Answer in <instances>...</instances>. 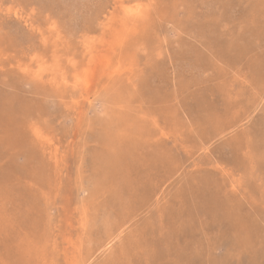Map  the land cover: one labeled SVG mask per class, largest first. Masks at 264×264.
<instances>
[{"label":"rangeland","instance_id":"374dc122","mask_svg":"<svg viewBox=\"0 0 264 264\" xmlns=\"http://www.w3.org/2000/svg\"><path fill=\"white\" fill-rule=\"evenodd\" d=\"M0 193V264H264V0H0Z\"/></svg>","mask_w":264,"mask_h":264},{"label":"bare ground","instance_id":"6f19581e","mask_svg":"<svg viewBox=\"0 0 264 264\" xmlns=\"http://www.w3.org/2000/svg\"><path fill=\"white\" fill-rule=\"evenodd\" d=\"M59 2H60V0H59ZM79 7V6H78ZM6 13V12H5ZM77 13V12H76ZM73 14V13H72ZM19 16V15H18ZM75 17V16H74ZM32 26V25H31ZM34 27V26H33ZM88 44V43H87ZM218 50V49H217ZM209 55V54H208ZM224 56V55H223ZM202 57V56H201ZM135 60V59H134ZM115 67H116V65H115ZM129 67V66H128ZM36 68V67H35ZM47 71V70H46ZM124 71V70H123ZM42 72V71H41ZM125 73V72H124ZM127 73V72H126ZM119 74H121V73H119ZM123 74V73H122ZM114 75V74H113ZM247 76V75H246ZM117 77V76H116ZM123 77V76H122ZM114 78V77H113ZM117 79V78H116ZM216 79V78H215ZM76 80V79H75ZM112 80V79H111ZM126 80V79H125ZM256 80V79H255ZM122 81V80H121ZM85 82V81H84ZM108 82V81H107ZM125 82V81H124ZM258 83V82H257ZM260 83V82H259ZM124 85V84H123ZM118 86V85H117ZM116 89H117V87H116ZM119 92V91H118ZM120 94V93H119ZM124 94H125V92H124ZM122 96V95H121ZM127 98H125L124 100H126ZM165 99V98H164ZM122 100V99H121ZM124 100H122V101H124ZM120 101V100H119ZM125 103V102H124ZM127 105V104H126ZM125 105V106H126ZM128 107H131V106H128ZM118 108V107H117ZM116 108V109H117ZM114 109H115V107H114ZM113 109V110H114ZM126 109H127V106H126ZM128 110V109H127ZM250 113V112H249ZM125 114V113H124ZM127 114V113H126ZM124 116V115H123ZM137 117V116H136ZM152 118V117H151ZM111 120V119H110ZM142 120V119H141ZM146 120H149V119H146ZM247 120V119H246ZM248 121V120H247ZM116 122H117V120H116ZM120 122V121H119ZM127 122V121H126ZM136 122V121H135ZM151 122V121H150ZM109 123H110V121H109ZM126 124V123H125ZM196 124V123H195ZM151 125H153V124H151ZM220 125V124H219ZM110 126H114L113 124L112 125H110ZM182 126V125H181ZM180 126V127H181ZM191 126V125H190ZM106 127V129H107V126H105ZM109 127V126H108ZM119 127V126H118ZM117 127V128H118ZM121 128H122V126H120ZM125 127V126H124ZM102 128V127H101ZM116 127L114 126V128H112V129H115ZM105 129V130H106ZM101 131H103V130H101ZM110 131H111V129H110ZM189 131V130H188ZM108 132V131H107ZM94 135V134H93ZM104 135L106 136V134L104 133ZM104 136V137H105ZM101 137V136H100ZM108 137V136H107ZM107 137L105 138V139H107ZM224 138V137H223ZM103 139V138H102ZM101 139V140H102ZM88 140V139H87ZM100 140V139H99ZM102 142V141H101ZM104 142V141H103ZM102 142V143H103ZM108 142H110V141H108ZM108 142H106V143H108ZM115 143V142H114ZM213 143V142H212ZM110 144V143H109ZM112 145H113V143H112ZM111 145V146H112ZM51 146V145H50ZM105 146V145H104ZM33 149V148H32ZM39 149V148H38ZM108 149V148H107ZM35 150V149H34ZM115 150V149H114ZM124 151V150H123ZM120 152V150L118 151V153ZM97 153H98V151H97ZM107 153V152H106ZM110 153V152H109ZM124 153V152H123ZM55 154V153H54ZM105 155V154H104ZM107 155V154H106ZM130 155V154H129ZM152 155H153V153H152ZM211 155V154H210ZM55 156V155H54ZM149 156H150V154H149ZM114 157V156H113ZM118 157V156H117ZM153 157V156H152ZM111 159H112V157H110ZM119 158V157H118ZM107 159V158H106ZM149 159V158H148ZM145 160V159H144ZM81 161V160H80ZM92 161V160H91ZM51 162V161H50ZM110 163V162H109ZM9 164V163H8ZM90 164H92V163H90ZM15 165V164H14ZM111 165H112V163H111ZM115 165V164H114ZM159 165H160V163H159ZM61 167V166H60ZM106 168V167H105ZM52 169V168H51ZM79 169V168H78ZM92 169V168H91ZM108 169V168H107ZM158 169V168H157ZM161 169V168H160ZM84 171H86V170H84ZM98 171V170H97ZM114 171V170H113ZM158 171V170H157ZM161 171V170H160ZM163 171V170H162ZM164 172H166V169L164 170ZM103 173H105V172H103ZM159 173V172H158ZM161 173H163V172H161ZM163 175V174H162ZM168 175V174H167ZM59 176V175H58ZM51 177V176H50ZM96 177V176H95ZM104 176H102V178H103ZM116 177V176H115ZM25 178V177H24ZM108 178H109V176H108ZM21 179V178H20ZM29 179V178H28ZM129 179V178H128ZM133 179V178H132ZM33 183V182H32ZM102 183V182H101ZM31 184V183H30ZM58 184V183H57ZM125 184V183H124ZM127 184V183H126ZM32 186V185H31ZM6 187V186H5ZM9 187V186H8ZM45 187V186H44ZM48 187V186H47ZM100 187V186H99ZM92 188V187H91ZM123 188V187H122ZM134 188V187H133ZM182 188H183V185H182ZM184 188H186L185 187V184H184ZM13 189V188H12ZM128 189V188H127ZM179 189V188H178ZM187 189V188H186ZM5 190V189H4ZM8 190V189H7ZM55 190V189H54ZM94 191H96L95 189H94ZM17 192V191H16ZM137 192V191H136ZM135 192V193H136ZM139 192V191H138ZM18 193V192H17ZM55 193V192H54ZM110 193V192H109ZM140 193V192H139ZM138 193V194H139ZM177 193V192H176ZM1 194V193H0ZM97 194V193H96ZM11 195V194H10ZM172 195H175V193H173L172 192ZM0 196H2V195H0ZM91 196H92V194H91ZM177 196H178V198H179V195L177 194ZM181 196H182V194H181ZM3 198V197H2ZM137 198V197H136ZM135 198V199H136ZM17 199V198H16ZM23 199V198H22ZM149 199H150V197H149ZM159 199V198H158ZM168 199V198H167ZM175 199V197L172 199V200H174ZM180 199V198H179ZM5 200V199H4ZM7 200V199H6ZM134 200V199H133ZM177 200V199H176ZM181 200V199H180ZM12 201H14V200H12ZM20 201V200H19ZM19 201H17V202H19ZM137 201H139V200H137ZM159 201V200H158ZM167 201V200H166ZM181 201H183V200H181ZM17 202H16V204H17ZM140 203V202H139ZM160 203V202H159ZM171 203V202H170ZM174 203V202H173ZM15 203H14V205H16ZM141 204H142V202H141ZM140 204V205H141ZM13 205V204H12ZM133 205V204H132ZM23 206V205H22ZM143 206V205H142ZM156 206V205H155ZM154 206V207H155ZM161 206V205H160ZM8 207H9V205H8ZM11 208V207H10ZM114 208V207H113ZM164 208H166L165 206H164ZM172 208H173V206H172ZM8 209V208H7ZM23 209V208H22ZM169 209V208H168ZM13 210V209H12ZM20 210V209H19ZM157 211V210H156ZM171 212H172V209H171ZM18 213V212H17ZM108 213V212H107ZM158 213V212H157ZM185 213V212H184ZM166 214V213H165ZM176 214V213H175ZM180 214V213H179ZM2 215V214H1ZM14 216V214H11V216ZM114 215V214H113ZM167 217H168V215H166ZM146 217V216H145ZM171 218H172V216H170ZM175 217V216H174ZM5 218V217H4ZM3 218V219H4ZM161 218V217H160ZM163 219H164V217H162ZM2 219V220H3ZM6 219V218H5ZM162 219V220H163ZM9 221H11V220H9ZM108 222V221H107ZM146 222H147V220H146ZM174 222V221H173ZM4 223V222H3ZM6 223V222H5ZM3 225V224H2ZM179 226V225H178ZM184 226H185V224H184ZM94 227V226H93ZM98 227V226H97ZM115 227V226H114ZM98 228H100V227H98ZM118 228V227H117ZM175 229V228H174ZM102 234V233H101ZM115 234H116V232H115ZM117 235V234H116ZM99 238V237H98ZM107 243V242H106ZM105 244V243H104ZM103 244V245H104ZM40 248H42V247H40ZM97 249V248H96ZM108 250V249H107ZM127 253V252H126ZM90 255V254H89ZM21 257V256H20ZM116 258V257H115ZM16 264V263H15ZM20 264V263H19ZM26 264V263H25Z\"/></svg>","mask_w":264,"mask_h":264}]
</instances>
